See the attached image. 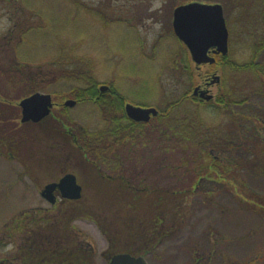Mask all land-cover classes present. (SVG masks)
Returning <instances> with one entry per match:
<instances>
[{"label":"rangeland","instance_id":"obj_1","mask_svg":"<svg viewBox=\"0 0 264 264\" xmlns=\"http://www.w3.org/2000/svg\"><path fill=\"white\" fill-rule=\"evenodd\" d=\"M183 1L171 0L162 5V0H155L149 12L147 4L139 0H37L31 10L25 4L21 5L27 12L22 20L16 9H10L11 1L0 0V64L7 68L16 56L32 64L28 85L15 86L7 78L5 81L0 79V139L5 145L0 147V263L18 252L8 245L11 241L5 234L7 227L32 209L50 207L41 197V189L47 183L71 172L83 186L84 194L78 201L89 204L97 194V188L91 185L93 178H89L86 163L78 150L85 131H99L106 124L97 104L69 99L76 101L75 106L55 113L60 119L55 120L59 123L58 130L49 127L53 120L44 126L21 122L20 101L36 89L44 94L56 93L55 99L60 103L66 100L57 93L69 95L66 92L77 84L76 78L57 75L67 64L88 71L96 81L97 90L99 86H111L124 100L123 105L128 101L154 108L158 111L157 116L175 106L171 121L194 126L193 129L200 133H205L207 128H213L219 135L224 133L233 110L259 113L264 120V98L259 96L261 82L253 70L240 69L223 76L222 92L229 98V113L213 106V100L209 106L182 100L200 80L196 75L175 74L170 69L163 72L162 67L168 66L170 49H173V37L163 28L175 3ZM251 6L258 14V5L252 3ZM35 11L39 13L37 18ZM151 13H156L154 18L149 16ZM18 21H21L20 34L16 30ZM143 26H150V29L145 30L147 27ZM248 30L242 32L237 27V35L240 34L235 38L237 65L251 60L264 64V53L255 58L253 51L264 35L263 26L258 21L252 31ZM159 32L163 37L155 58L142 57L141 40L149 49L153 40L158 39ZM249 34L255 37H248ZM23 61L22 66H28ZM214 92L217 93L216 88ZM183 121L196 123L183 124ZM66 129L70 136L65 133ZM262 136L264 138V133ZM188 151L195 152L196 149L190 147ZM261 152L262 147L258 148L257 154ZM231 157L236 158L235 155ZM204 159L207 163L210 161L206 155ZM242 177L246 187L264 196V174L246 166ZM229 186L214 184L215 193L208 196L203 192L189 199L187 217L178 233L166 239L156 252L147 255V263L194 264L195 259H201V264H207V258L214 254L213 264H264V218L242 209L236 192ZM73 227L91 244L93 263L109 264V259L103 256L108 243L97 224L91 219L80 218L74 221Z\"/></svg>","mask_w":264,"mask_h":264},{"label":"trees","instance_id":"obj_2","mask_svg":"<svg viewBox=\"0 0 264 264\" xmlns=\"http://www.w3.org/2000/svg\"><path fill=\"white\" fill-rule=\"evenodd\" d=\"M9 1L10 9H16L22 20L27 12L21 5L25 4L31 10L37 4V0ZM36 15H39L38 11H35L37 18ZM18 23L16 30L20 34L21 21ZM16 60L17 64L11 63L6 67H21L23 60L18 56ZM26 62L28 66L21 68L28 85L32 64ZM1 68L5 67L0 64ZM62 69L57 75L76 78L77 84L66 92L71 96L57 94L63 100L94 102L102 109L106 121L99 131H85L84 138L79 140L80 147H77L86 163L89 178H93L91 185L97 188V194L89 204L78 200L63 204L58 217H45L37 225L43 228L42 240L37 241L36 235H31L30 242H41L43 246L31 252L28 264H94L90 243L73 227V222L80 218L93 220L101 230L108 243V249L103 253L105 258L120 253L146 257L178 233L187 217L189 199L203 192L210 196L215 193L214 184L219 183L230 184L229 189L231 187L230 190L236 192L242 209L256 212L264 218V196L246 187L248 185L242 177L246 166L264 174V120L261 114L233 110L226 131L220 135L213 128L200 133L193 129L194 126L171 121L175 106L152 117L148 123L135 122L127 117L123 102L112 87L109 93H98L96 81L88 71L72 68L70 63ZM255 72L261 82L259 96L264 98V64H258ZM186 99L185 96L182 98L183 101ZM228 99L222 93L212 105L229 113ZM63 109L66 107H62L60 112ZM187 122L196 123L183 121V124ZM190 147L196 151L189 152ZM261 147L262 152L257 154ZM195 154L200 157H195ZM204 154L210 159L208 163L203 160ZM234 155L236 160L231 157ZM246 161L250 165H247L249 162L245 165ZM231 162L235 164L231 165ZM71 244L82 247L69 248ZM25 253L24 249L18 250L0 264H18ZM212 256L207 258V264H213ZM202 262L195 259L194 264Z\"/></svg>","mask_w":264,"mask_h":264},{"label":"flooded vegetation","instance_id":"obj_3","mask_svg":"<svg viewBox=\"0 0 264 264\" xmlns=\"http://www.w3.org/2000/svg\"><path fill=\"white\" fill-rule=\"evenodd\" d=\"M139 1L147 4L146 6L149 12L152 11L151 6L154 4L155 0H139ZM169 1L171 0H162V2H164L162 3V5L166 4ZM252 3L255 6L258 5V8L260 9L258 14H257V10L251 6ZM189 4H203V5L217 7L218 9H221L222 17L225 22V27L227 31L226 47H222V45H220L221 38L214 40L215 43L214 42L212 43L210 40L198 41L197 45L199 46V49L202 52L204 51V53L206 54V56L202 58L203 59L202 62H197L194 59L188 44L177 36L174 28L175 10L180 6H186ZM155 14L152 15L151 13V15L149 16H152L151 18H154ZM216 15L215 17L218 18ZM258 21H260V24L261 26H263L264 29V0H184L179 4L175 3L169 21L168 23H166L165 27L163 28L164 30L166 29L168 34L173 37L172 40L173 49H170V54L167 60L168 66L162 67L163 72H165L167 69H170L171 72L175 74L196 75L198 77V80H200V82L195 83L194 86L188 91V93H186L185 97L187 98V100L195 101L197 103H205V104H208L213 100L215 103L218 96L223 93L222 85H223V76L225 74L231 75L234 74L236 70H240V69L248 70V71L258 70V64L260 63H258L257 61L251 60V62L249 63L243 65H237L235 58V38L236 36L237 37L240 36V34L237 35V27L238 29L241 28L242 32L247 29L252 31V29L256 27V23ZM134 26L136 29L138 28V26H136L135 24ZM146 27L147 26H143V28ZM149 29L150 26L147 27V29L145 30H149ZM162 34H163L162 32L161 33L159 32L158 39L155 38L153 40L151 44L152 50H150V52L149 49H151V47L148 49L146 47V43L143 40H141L140 51H142L141 54L144 55V56L142 55V57L148 60H153L155 58V51L160 44L159 42H161V39L163 37ZM249 36H251L252 38L255 37V35L252 34H249L248 37ZM10 37L12 41L13 35H11ZM263 37L261 40H259L260 41L259 44H256L254 46L253 51H254V55H256L255 58H259L264 53ZM13 63L17 64L16 58ZM21 67L1 68L0 79L5 81V78H7L15 86L21 83L25 84L26 74L24 72V69ZM215 88L217 89L216 94L214 92ZM196 89H197V94L195 95L194 93ZM111 90H112L111 86H107L106 90L105 89L103 90L99 86L97 92L106 94L111 92ZM114 94L116 93L114 92ZM201 94H204V97H202ZM50 95L52 96L53 107L51 108V112L49 116L44 118L39 123L28 122V123H24V125L27 124L43 125L44 123H48V121L53 120L52 124L49 127L51 129H54L53 127H55V130H58L59 123L57 121H60V119L59 116L57 117L55 115V113H59L62 107H66L65 102L69 99H66L63 103H60L56 101L55 93H52ZM208 96H212V98L207 100L206 98ZM119 98L121 99L122 102H124V100L122 99V97H120V95ZM127 104L130 103L128 101H125L124 109L126 108ZM135 106H140V105H135ZM56 119L57 121H55ZM150 120L148 122H150ZM65 133L67 135L70 134V132H68L67 129ZM71 136L72 138H74V135ZM0 147H5V145H3L2 139H0ZM68 173L71 172L63 173L59 178L55 179V181L49 182L46 185L59 182V180ZM78 183L81 185L79 180ZM46 185L41 189V197L50 205V207L46 209H32L30 212L28 211V213H24L14 223L13 222L11 223V225L8 226L6 229L7 232H5V234L8 236V240L11 241V243L8 245H11L12 248H15L16 250L24 249V251L26 252L24 257H22L21 259V264H28L29 263L28 259L32 256L31 252L38 248L40 249L43 246L41 242L40 244H38L37 242L35 243L30 242L31 235H36L37 241L42 240L41 236L43 235V228L37 227V225L41 224L45 217H52L53 219L54 217H58L60 212L59 209L63 204L76 201V200L64 198L59 189L54 190L51 195H44L43 191ZM68 247L76 248L82 246H80L79 244L78 245L71 244L68 245Z\"/></svg>","mask_w":264,"mask_h":264},{"label":"water","instance_id":"obj_4","mask_svg":"<svg viewBox=\"0 0 264 264\" xmlns=\"http://www.w3.org/2000/svg\"><path fill=\"white\" fill-rule=\"evenodd\" d=\"M217 14V15H216ZM215 15L218 17L216 18ZM174 28L177 36L184 40L197 62H202L206 56L204 51L199 49L198 41H211L221 38L220 45L226 47L227 31L222 17L221 9L203 4H189L180 6L175 10ZM215 43V42H214ZM106 90V87L102 88ZM197 94V89L195 90ZM204 97V94H201ZM208 96L206 99H211ZM76 101L67 100L65 106L73 107ZM22 123H39L49 116L53 107L50 94L34 93L21 100ZM127 116L136 122H148L151 116H157L158 111L154 108H143L127 104L125 108ZM59 189L64 198L78 200L82 197V187L77 182L74 174H67L57 183L45 187L43 194L51 195L54 190ZM109 264H148L143 256H132L127 253L116 254L111 257Z\"/></svg>","mask_w":264,"mask_h":264}]
</instances>
